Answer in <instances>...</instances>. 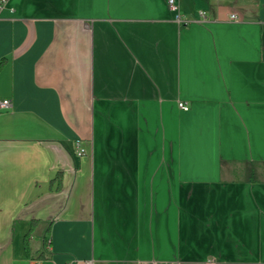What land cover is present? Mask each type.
<instances>
[{
    "label": "crops",
    "instance_id": "obj_1",
    "mask_svg": "<svg viewBox=\"0 0 264 264\" xmlns=\"http://www.w3.org/2000/svg\"><path fill=\"white\" fill-rule=\"evenodd\" d=\"M176 1L0 10V264H264V0Z\"/></svg>",
    "mask_w": 264,
    "mask_h": 264
},
{
    "label": "built area",
    "instance_id": "obj_2",
    "mask_svg": "<svg viewBox=\"0 0 264 264\" xmlns=\"http://www.w3.org/2000/svg\"><path fill=\"white\" fill-rule=\"evenodd\" d=\"M9 0H0V10L3 9L6 4L8 3ZM168 4H169V7L172 11L176 12V21L180 24H186L187 22H185L183 20V18L181 17L180 15V11H179V6H178V3L176 0H168ZM199 16L201 17V19L205 20L206 19V13L203 12V11H200L199 12ZM233 19H236V16L233 15L232 16ZM11 106V102L10 100H2L0 101V112L4 109H7ZM180 107L184 110H187L188 107L183 104V103H180ZM76 153L78 156L82 157L84 155H86V151L85 149L83 148L82 144H81V141H77L76 142ZM85 264H94V262L91 260V261H86Z\"/></svg>",
    "mask_w": 264,
    "mask_h": 264
},
{
    "label": "rangeland",
    "instance_id": "obj_3",
    "mask_svg": "<svg viewBox=\"0 0 264 264\" xmlns=\"http://www.w3.org/2000/svg\"><path fill=\"white\" fill-rule=\"evenodd\" d=\"M252 176H254V177H256V178H258L259 176L258 175H256V174H253ZM261 177H259V179H260ZM262 178H264V176L262 177Z\"/></svg>",
    "mask_w": 264,
    "mask_h": 264
}]
</instances>
